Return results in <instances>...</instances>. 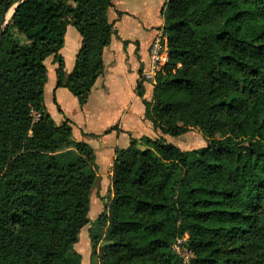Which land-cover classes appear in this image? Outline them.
<instances>
[{
    "label": "trees",
    "instance_id": "obj_1",
    "mask_svg": "<svg viewBox=\"0 0 264 264\" xmlns=\"http://www.w3.org/2000/svg\"><path fill=\"white\" fill-rule=\"evenodd\" d=\"M112 7L24 0L4 30L0 264H82L74 247L89 224L96 156L75 142L68 119L58 126L47 112L44 62L54 58L56 88L86 105L117 35ZM162 14L169 64L154 76L145 119L162 136L199 129L209 144L182 151L142 137L115 152L99 263L264 264V0H166ZM69 25L82 46L66 76ZM136 93L143 98L142 78ZM184 238L188 262L174 250Z\"/></svg>",
    "mask_w": 264,
    "mask_h": 264
},
{
    "label": "crops",
    "instance_id": "obj_2",
    "mask_svg": "<svg viewBox=\"0 0 264 264\" xmlns=\"http://www.w3.org/2000/svg\"><path fill=\"white\" fill-rule=\"evenodd\" d=\"M111 3L113 7L109 9L107 19L114 25L117 35L111 37L110 45L103 51L104 72L92 88L86 105L80 107L78 100L69 90L56 88L57 64L54 63V58L49 57L44 62L47 69L44 103L49 89L54 95L51 109L56 114L53 115L50 109L47 112L58 126L62 125L65 119L71 122L75 142L86 143L94 150L96 182H101L102 185L108 183L110 187L115 152L129 148L131 139L148 137L155 140L163 137L167 143L169 141L167 136L155 131L145 119L144 107V102H150L153 98L155 71L150 48L155 39L166 34L165 18L162 14L166 0H111ZM119 13H122V16ZM64 40L60 55L65 61V75L69 76L81 49L82 38L77 30L69 25ZM141 78L144 89L142 99L136 93ZM69 104L72 106L71 112ZM57 106L62 111L61 114ZM75 110L76 114H73ZM114 127H117L118 131L106 134ZM151 130L153 134L150 133ZM83 246L86 251L85 244ZM77 253L83 256L84 264L87 261V253L86 257L83 253Z\"/></svg>",
    "mask_w": 264,
    "mask_h": 264
},
{
    "label": "rangeland",
    "instance_id": "obj_3",
    "mask_svg": "<svg viewBox=\"0 0 264 264\" xmlns=\"http://www.w3.org/2000/svg\"><path fill=\"white\" fill-rule=\"evenodd\" d=\"M13 4L14 5H12L11 8L9 9V14H8L9 22L12 20L10 18L12 17L16 6L19 5L20 2H13ZM53 98H54L53 92L52 91L50 92L48 89V91L46 92L45 106L47 110L50 109V111L52 112L53 110L51 109V105L53 103ZM68 106L70 107L69 111L71 112L72 106L70 104ZM52 114L55 115L56 113L53 112ZM73 114H76V110L75 112L73 111ZM150 133L153 134V130H151ZM144 135L149 136V134L147 133H144ZM166 138L167 140H169L168 141L169 144L178 147L182 151L197 150L200 148L207 147L209 144V142L202 136V133L199 129H195L194 131L182 137L173 138L167 136ZM190 145H193V147H189ZM110 188L111 187L108 183L102 185L101 182L100 183L95 182V185L92 189L90 195V203H91L90 212L88 215V218L90 219V223L81 231L79 243L75 246V251L83 253L84 257H86V253H87V261H85L84 264H98L99 262V253L97 256V252H99V248H100L99 243H101L102 237L105 234L107 227L101 225L98 222V218L104 212L105 207H107L110 202V198H111ZM84 244L86 251L83 250ZM184 244L185 243H181L180 245H178L177 251L184 258L185 262H188L189 258L191 257V254L188 252V250L185 249Z\"/></svg>",
    "mask_w": 264,
    "mask_h": 264
},
{
    "label": "built area",
    "instance_id": "obj_4",
    "mask_svg": "<svg viewBox=\"0 0 264 264\" xmlns=\"http://www.w3.org/2000/svg\"><path fill=\"white\" fill-rule=\"evenodd\" d=\"M150 56L153 60L155 74L161 72L169 64L168 37L166 34L155 39L150 48ZM181 243H186V238L177 240L174 244V250L178 254L177 246Z\"/></svg>",
    "mask_w": 264,
    "mask_h": 264
},
{
    "label": "water",
    "instance_id": "obj_5",
    "mask_svg": "<svg viewBox=\"0 0 264 264\" xmlns=\"http://www.w3.org/2000/svg\"><path fill=\"white\" fill-rule=\"evenodd\" d=\"M9 1H10V0H6V1H5V7H4V12H3V17H2V19H1V21H0V48H1V37H2V35H3V33H4V29H5V27H7L8 22H9V21L7 20V19H8V14H9V9H7V6H8ZM23 1H24V0H22V1L20 2V4L23 3ZM20 4H19V5H20ZM19 5L16 6L15 11H14V13H13V15H12V17H11L10 19L13 18V16H14V14L16 13V11H17Z\"/></svg>",
    "mask_w": 264,
    "mask_h": 264
},
{
    "label": "bare ground",
    "instance_id": "obj_6",
    "mask_svg": "<svg viewBox=\"0 0 264 264\" xmlns=\"http://www.w3.org/2000/svg\"><path fill=\"white\" fill-rule=\"evenodd\" d=\"M15 11V10H14ZM14 13V12H13ZM8 20V19H7Z\"/></svg>",
    "mask_w": 264,
    "mask_h": 264
}]
</instances>
